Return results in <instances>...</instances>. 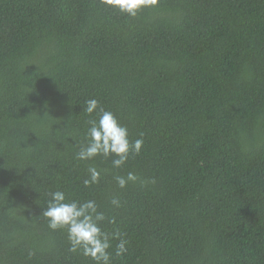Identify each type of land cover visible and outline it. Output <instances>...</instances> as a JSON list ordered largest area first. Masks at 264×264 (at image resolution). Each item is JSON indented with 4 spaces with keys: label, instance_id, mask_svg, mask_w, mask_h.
Here are the masks:
<instances>
[{
    "label": "trees",
    "instance_id": "obj_1",
    "mask_svg": "<svg viewBox=\"0 0 264 264\" xmlns=\"http://www.w3.org/2000/svg\"><path fill=\"white\" fill-rule=\"evenodd\" d=\"M93 98L143 139L120 168L76 158ZM57 190L96 201L111 264H264V0H158L136 17L0 0V264H94L42 216Z\"/></svg>",
    "mask_w": 264,
    "mask_h": 264
},
{
    "label": "clouds",
    "instance_id": "obj_2",
    "mask_svg": "<svg viewBox=\"0 0 264 264\" xmlns=\"http://www.w3.org/2000/svg\"><path fill=\"white\" fill-rule=\"evenodd\" d=\"M104 6L118 10L120 13L130 17H136L138 12L145 7H154L158 0H100ZM84 111L91 116L96 113L98 119H90L86 137L88 143L81 147L76 154L77 160L88 161L97 156L114 157L112 165L120 168L128 160L130 154H139L143 139H136L130 142L128 129L119 123L113 112L100 107L99 101L95 98L85 102ZM99 109V111H97ZM89 178L83 181L85 186L98 183L100 171L95 167H89ZM120 188L127 186L129 182H136L138 177L134 172H128L126 176L115 177ZM47 207L43 210L42 216L47 219L48 227L52 230L65 229L70 243L71 252H82L90 257L94 264H111L112 253L108 250L112 247L110 237L105 233L100 222L105 220L103 212L95 200H66L63 191L57 190L50 193ZM111 203L117 207L120 201L113 198ZM112 238L118 240L115 246V255L121 256L126 251L127 240L122 234L115 232Z\"/></svg>",
    "mask_w": 264,
    "mask_h": 264
}]
</instances>
